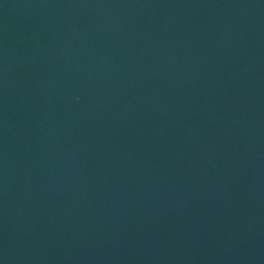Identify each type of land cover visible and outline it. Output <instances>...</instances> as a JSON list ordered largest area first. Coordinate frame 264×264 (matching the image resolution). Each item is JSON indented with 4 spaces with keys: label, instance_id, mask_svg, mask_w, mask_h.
Here are the masks:
<instances>
[{
    "label": "water",
    "instance_id": "obj_1",
    "mask_svg": "<svg viewBox=\"0 0 264 264\" xmlns=\"http://www.w3.org/2000/svg\"><path fill=\"white\" fill-rule=\"evenodd\" d=\"M0 264H264V0H0Z\"/></svg>",
    "mask_w": 264,
    "mask_h": 264
}]
</instances>
